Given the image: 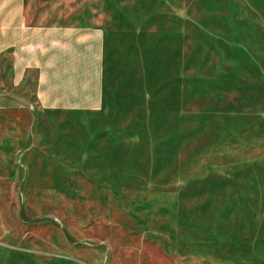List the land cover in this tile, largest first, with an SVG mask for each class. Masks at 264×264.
<instances>
[{
    "label": "rangeland",
    "instance_id": "1",
    "mask_svg": "<svg viewBox=\"0 0 264 264\" xmlns=\"http://www.w3.org/2000/svg\"><path fill=\"white\" fill-rule=\"evenodd\" d=\"M35 11L100 36L104 105L0 111V264H264V0Z\"/></svg>",
    "mask_w": 264,
    "mask_h": 264
},
{
    "label": "crops",
    "instance_id": "2",
    "mask_svg": "<svg viewBox=\"0 0 264 264\" xmlns=\"http://www.w3.org/2000/svg\"><path fill=\"white\" fill-rule=\"evenodd\" d=\"M48 1L0 0V111L26 116L29 140L32 132L53 138V111L104 105L100 36H60L57 29H66L64 24L53 23L51 12L35 11L53 9V0ZM84 23L77 20L69 29L79 34Z\"/></svg>",
    "mask_w": 264,
    "mask_h": 264
}]
</instances>
